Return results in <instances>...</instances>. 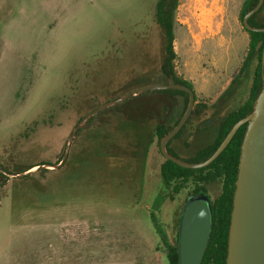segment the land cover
I'll return each mask as SVG.
<instances>
[{
    "label": "rangeland",
    "instance_id": "rangeland-1",
    "mask_svg": "<svg viewBox=\"0 0 264 264\" xmlns=\"http://www.w3.org/2000/svg\"><path fill=\"white\" fill-rule=\"evenodd\" d=\"M244 1L178 0L177 51L211 34L246 31ZM158 2L0 0V246L12 245L22 264H170L154 222L178 246L181 213L197 182L174 192L177 181H163L155 127L159 119L171 126L180 119L184 96L145 90L104 107L73 135L107 101L169 83ZM258 19L264 22V7ZM239 41L244 57L247 41ZM200 110L176 141L179 154L216 136L220 122L196 119ZM65 152L64 165L46 166ZM222 184H205L211 201Z\"/></svg>",
    "mask_w": 264,
    "mask_h": 264
},
{
    "label": "water",
    "instance_id": "water-1",
    "mask_svg": "<svg viewBox=\"0 0 264 264\" xmlns=\"http://www.w3.org/2000/svg\"><path fill=\"white\" fill-rule=\"evenodd\" d=\"M264 4H258L247 12L243 18L244 26L249 30L264 31V27H254L249 18ZM264 69V49L262 53ZM177 88L189 93L190 102L181 121L169 131L160 142L163 155L186 168H202L210 165L228 146L239 128L248 123L241 145L240 164L236 180L233 199V209L228 238L227 264H264V77L263 85L256 98L253 110L244 118L237 121L216 151L206 160L190 162L172 155L168 149V142L177 134L192 112L195 93L189 86L175 83L169 78L168 84H150L121 95L118 99L107 101L93 112L82 118L76 126L75 132L84 123L104 107L125 101L132 95L149 89ZM72 135V136H73ZM69 140V145H70ZM67 158L65 152L62 164ZM58 164L46 165L49 167ZM36 167L32 169V172ZM213 209L209 195L200 192L192 195L184 204L178 238L179 264H202L213 228Z\"/></svg>",
    "mask_w": 264,
    "mask_h": 264
},
{
    "label": "trees",
    "instance_id": "trees-1",
    "mask_svg": "<svg viewBox=\"0 0 264 264\" xmlns=\"http://www.w3.org/2000/svg\"><path fill=\"white\" fill-rule=\"evenodd\" d=\"M258 1L259 0L244 1L241 11L242 22L245 14L253 9L258 4ZM177 4L178 1L174 0L173 4H170L166 8V0H159L157 5L156 18L163 28L165 35V54L162 62V71L168 78H173L175 83H180L193 89L192 84L189 81L179 77L174 70V59L176 56L174 50V21ZM263 7L264 4L256 13H254L249 18V23L252 26L264 27V22H261L258 19V14L263 9ZM245 29L250 34V42L248 53L243 66L241 67L240 73H243L246 70L251 60H255L257 58L256 66L252 76L249 96L242 105H240L236 110L231 111L221 122L216 139L211 144H208L199 149L195 156L188 160L190 162L204 161L216 151V149L220 146L234 124L240 119L247 116L253 110L256 98L262 89L264 77V69L262 63V53L264 49V31L249 30L246 27ZM161 92H164L170 96H175L176 94L184 96V108H187L190 99L188 92L177 88H166L162 89ZM133 98L136 99L135 97ZM247 125L248 123H245L239 128L224 151L210 165L206 167L186 168L166 158L160 167L162 179L166 184L169 185L171 184V182L177 181L173 187L174 192H179L183 188L184 183L192 178L197 182L194 188V193H207L205 187V184L207 182H211L219 178L222 179V191L212 202L214 225L211 231V237L202 264H227L228 238L233 209V199L240 164L241 145L243 142L245 131L247 129ZM172 128V126L167 125L164 121H160L156 124L155 132L158 138L159 147L162 138L169 131H171ZM179 134L180 132L177 133L176 136H178ZM169 144L170 142L167 145L168 151L172 155L179 157L172 149H170ZM154 224L157 228V232L160 234V237L168 247V258L170 264H179L178 246L171 245L168 241L166 233L161 229L160 225L156 223V221L154 222Z\"/></svg>",
    "mask_w": 264,
    "mask_h": 264
},
{
    "label": "crops",
    "instance_id": "crops-1",
    "mask_svg": "<svg viewBox=\"0 0 264 264\" xmlns=\"http://www.w3.org/2000/svg\"><path fill=\"white\" fill-rule=\"evenodd\" d=\"M206 11H212V9ZM236 30L238 31L237 34L239 37L241 36V38H245V42L247 41L246 45H248V53L250 42L249 32L247 30L242 31L239 27H237ZM216 34L217 33L208 35L214 36V39L212 40H203L198 45L192 44L184 47L181 53L177 51L176 46L174 45V50L178 59L176 61L178 63V71L175 70V72L179 77L192 84L196 98L195 103L204 107L203 110H200V120L209 119L213 115L214 117L211 120H221L231 111L236 110L242 105L249 96L252 76L256 66L254 60H251L246 70L243 73H240L247 53L242 57L241 53L243 49L239 37L237 34H230L225 38L224 35H220L216 38ZM175 40L174 44L176 43ZM205 111L208 112L206 113ZM173 144L174 148L175 146H181L180 144ZM202 147L203 146L197 142L195 145L189 146L188 149L181 150L186 153L181 154V156L192 157V155ZM145 152L146 149H144V154ZM145 155H143L144 158ZM143 162L146 164L144 160ZM34 166L36 165L30 167ZM0 171L3 170L0 169ZM12 251H14L12 245L0 246V264L24 263V261H22L24 256L20 254L12 255ZM53 263L51 262L50 264ZM100 263L101 261L96 264ZM45 264H47V262ZM55 264L95 263L64 262Z\"/></svg>",
    "mask_w": 264,
    "mask_h": 264
},
{
    "label": "flooded vegetation",
    "instance_id": "flooded-vegetation-1",
    "mask_svg": "<svg viewBox=\"0 0 264 264\" xmlns=\"http://www.w3.org/2000/svg\"><path fill=\"white\" fill-rule=\"evenodd\" d=\"M178 1V0H177ZM173 2H174V0H166V5H165V7L167 8L170 4L172 5L173 4ZM177 8V7H176ZM174 24H175V21H174ZM164 53H165V51H164ZM164 58V57H163ZM195 100H196V98H195ZM185 101V100H184ZM189 102H190V99H189ZM153 105H156V101H155V103L153 104ZM163 106H165V109L167 110L168 109V107H170L169 105H164L163 104ZM162 106V107H163ZM188 106H189V103H188ZM188 106H187V108L185 109L184 108V112H183V114L181 115V117H180V119H178L177 121H176V123L174 124V125H172V127L174 128L180 121H181V119L183 118V116H184V114L186 113V111H187V109H188ZM185 107V106H184ZM197 108H200L201 110H203L204 109V107L203 106H200L198 103H195L194 102V105H193V109H192V111L194 110H197ZM151 110H154V108H151ZM194 113V112H193ZM191 114H192V112H191ZM190 114V115H191ZM190 115H189V117H190ZM200 116H201V114H199V116L197 117V119H199L200 118ZM189 117H188V119L186 120V122L184 123V125L181 127V129L177 132V133H179L180 132V134L178 135V136H174L169 142H170V144H169V147H170V149H172L180 158H182V159H184V160H186V161H188L189 159H191L192 157H194L195 156V154L197 153H195L194 155H192V157H183V156H181V154H179L178 152H177V150H175V148L173 147V143H176V141L179 139V138H183L182 136H183V134L184 133H186L187 132V130H186V126H187V123H188V120H189ZM214 117V116H213ZM227 116H225L223 119H221V120H211V119H213V118H209V119H204V120H202V121H205L206 120V122H208V123H213L214 121L215 122H217V121H219L220 123H219V126L218 127H220V124H221V122L226 118ZM160 121H164L165 122V119H159ZM200 120V119H199ZM159 121V122H160ZM88 122V121H87ZM201 122V121H200ZM167 124V123H166ZM168 125V124H167ZM169 126H171V125H169ZM172 128V129H173ZM171 129V130H172ZM195 131V132H194ZM196 131L197 130H193V132H194V134L196 133ZM189 132V131H188ZM187 132V133H188ZM218 132H219V128H218V130H217V133H216V136H215V138H214V140L216 139V137L218 136ZM213 140V141H214ZM212 141V142H213ZM168 142V143H169ZM212 142H210V143H208V144H211ZM176 144H178V143H176ZM208 144H206V145H208ZM205 145V146H206ZM204 147V146H203ZM201 149V148H200ZM160 151H161V149H160ZM162 153V152H161ZM65 154V153H64ZM64 154L62 155V158L60 159V162L62 161V159H63V156H64ZM163 154V153H162ZM165 157V156H164ZM166 158V157H165ZM167 159V158H166ZM65 161H66V159H65ZM65 161L61 164V165H64V163H65ZM165 161V160H164ZM163 161V162H164ZM59 162V163H60ZM162 162V163H163ZM162 163H161V165H162ZM58 164V163H57ZM5 173V172H4ZM215 181V180H214ZM211 182H213V181H211ZM208 183H210V182H207L206 184H208ZM174 187V186H173ZM214 201V200H213ZM213 201H211V202H213Z\"/></svg>",
    "mask_w": 264,
    "mask_h": 264
},
{
    "label": "bare ground",
    "instance_id": "bare-ground-1",
    "mask_svg": "<svg viewBox=\"0 0 264 264\" xmlns=\"http://www.w3.org/2000/svg\"><path fill=\"white\" fill-rule=\"evenodd\" d=\"M216 9H218L217 7H216ZM202 12V11H201ZM214 12L213 11H210V13L209 14H213ZM201 23V22H200ZM203 25V24H202ZM204 25H207V26H210L211 25V23H210V21H209V17H207V20H206V22H205V24Z\"/></svg>",
    "mask_w": 264,
    "mask_h": 264
}]
</instances>
